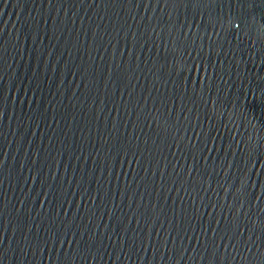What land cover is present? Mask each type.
Here are the masks:
<instances>
[{
    "label": "water",
    "instance_id": "95a60500",
    "mask_svg": "<svg viewBox=\"0 0 264 264\" xmlns=\"http://www.w3.org/2000/svg\"><path fill=\"white\" fill-rule=\"evenodd\" d=\"M0 264H264V0H0Z\"/></svg>",
    "mask_w": 264,
    "mask_h": 264
}]
</instances>
